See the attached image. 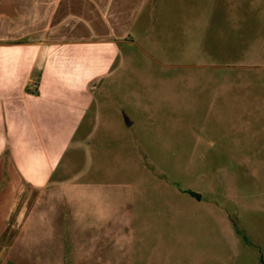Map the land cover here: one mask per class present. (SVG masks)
I'll return each instance as SVG.
<instances>
[{
    "label": "rangeland",
    "instance_id": "rangeland-1",
    "mask_svg": "<svg viewBox=\"0 0 264 264\" xmlns=\"http://www.w3.org/2000/svg\"><path fill=\"white\" fill-rule=\"evenodd\" d=\"M121 47L0 264H264V0H148Z\"/></svg>",
    "mask_w": 264,
    "mask_h": 264
},
{
    "label": "crops",
    "instance_id": "crops-1",
    "mask_svg": "<svg viewBox=\"0 0 264 264\" xmlns=\"http://www.w3.org/2000/svg\"><path fill=\"white\" fill-rule=\"evenodd\" d=\"M4 0H0V6ZM148 0H11L0 15V248L58 171ZM25 196L26 202L20 205ZM34 198V199H35ZM110 217L111 211H81Z\"/></svg>",
    "mask_w": 264,
    "mask_h": 264
},
{
    "label": "water",
    "instance_id": "water-1",
    "mask_svg": "<svg viewBox=\"0 0 264 264\" xmlns=\"http://www.w3.org/2000/svg\"><path fill=\"white\" fill-rule=\"evenodd\" d=\"M0 15H5L8 17H14L13 8L11 5V0H4L0 6Z\"/></svg>",
    "mask_w": 264,
    "mask_h": 264
}]
</instances>
